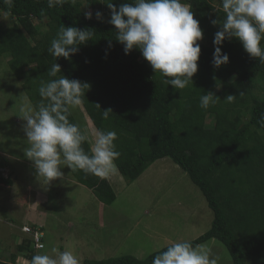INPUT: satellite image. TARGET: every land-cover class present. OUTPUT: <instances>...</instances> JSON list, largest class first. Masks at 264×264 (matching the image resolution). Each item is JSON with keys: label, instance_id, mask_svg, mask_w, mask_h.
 Wrapping results in <instances>:
<instances>
[{"label": "trees", "instance_id": "obj_1", "mask_svg": "<svg viewBox=\"0 0 264 264\" xmlns=\"http://www.w3.org/2000/svg\"><path fill=\"white\" fill-rule=\"evenodd\" d=\"M83 1L86 5L60 0L49 8L47 0H11L10 4L0 0V11L11 19L9 26L0 25V57L7 56L15 76L24 81L34 108L41 100V81L49 79L48 69L58 63L62 69L58 75L89 85L81 106L96 129L117 132L115 144L121 153L117 169L128 184L158 160L171 159L200 188L214 213L212 227L191 241L193 246L219 240L234 264H264V128L258 123L264 113V61L249 56L233 38L222 46L229 63L214 68L213 38L220 25L211 21L223 19L219 0H183L192 5L204 39L193 84L175 89L163 84L164 78L138 49L126 55L115 39L117 30L109 23L107 3L119 8L131 0ZM89 11L91 20L85 16ZM97 11L103 13L102 20L95 18ZM62 26L88 28L95 35L70 58H54L48 48ZM209 92L220 100L201 109L200 97ZM229 95L236 97L234 102L224 101ZM74 109L69 120L83 129ZM108 109L112 113L105 120L102 111ZM82 146L89 152V142ZM71 172L102 204L110 206L117 200L108 178L83 170ZM0 184L13 182L0 173ZM33 247L28 239L18 251L31 260ZM167 247L142 260L121 256L88 259L85 264H152ZM16 258L0 264H16Z\"/></svg>", "mask_w": 264, "mask_h": 264}, {"label": "clouds", "instance_id": "obj_2", "mask_svg": "<svg viewBox=\"0 0 264 264\" xmlns=\"http://www.w3.org/2000/svg\"><path fill=\"white\" fill-rule=\"evenodd\" d=\"M47 2L52 8L60 0ZM5 3L10 4L11 0H5ZM217 4L224 15L222 21H211L213 26L220 25L213 38L212 66L219 69L229 63V56L222 51V46L226 39L233 38L242 44L249 56L264 61V0H219ZM107 6L111 10L109 23L117 30L115 39L123 46L126 55L138 49L167 86L185 89L193 84L204 31L190 3L183 0H131L119 8L112 2ZM85 16L89 20L93 18L91 11ZM95 18L102 20L103 13L97 11ZM94 35L95 32L88 28L62 26L52 39L48 52L54 58H70L80 51L81 45L93 40ZM61 72V66L53 63L47 72L49 79L42 80L38 88L41 100L37 108L21 109L28 145L24 156L32 162L39 181L42 179L47 185L63 177L61 164L67 165L71 171L83 170L100 178L110 177L117 172L116 161L121 155L115 144L117 132L97 129L90 139L87 130L70 122L71 109L83 103L84 90L89 85L58 75ZM235 99L229 95L224 101L232 103ZM218 100L213 93H205L200 97L199 107L207 110ZM110 113L111 109L102 111L103 119H109ZM258 123L264 128V113ZM86 141L90 144L89 152L82 146ZM52 252L57 254L55 258L35 254L30 264H80L72 251L53 248ZM152 264H218V257L212 255L206 245L193 246L190 241L183 240L173 242L155 255Z\"/></svg>", "mask_w": 264, "mask_h": 264}, {"label": "rangeland", "instance_id": "obj_3", "mask_svg": "<svg viewBox=\"0 0 264 264\" xmlns=\"http://www.w3.org/2000/svg\"><path fill=\"white\" fill-rule=\"evenodd\" d=\"M80 1L86 5L83 0L74 4ZM10 24V17L0 11V25ZM10 67L8 57H0V152L4 153L0 164L14 173L12 186L0 184V217L20 222L25 205L33 201L35 193H40L34 198L33 208L37 212L32 213V219L34 216L42 219L41 224L34 226L44 232L45 248L35 254L55 258L53 248L69 250L80 264L88 259L121 256L142 260L173 242H191L212 227L214 213L202 191L168 158L155 162L132 184L118 170L107 177L117 194V200L110 206L99 202L92 191L77 183L65 164H61L63 177L51 185L39 181L32 162L24 156L28 145L21 111L35 108L23 89L24 81ZM74 111L91 139L96 127L81 105ZM29 184L34 187L32 193L27 192ZM1 225L4 224L0 223V231ZM1 242L0 257L6 259L12 252L25 257L14 243ZM205 245L218 257V264H234L227 247L219 240Z\"/></svg>", "mask_w": 264, "mask_h": 264}, {"label": "crops", "instance_id": "obj_4", "mask_svg": "<svg viewBox=\"0 0 264 264\" xmlns=\"http://www.w3.org/2000/svg\"><path fill=\"white\" fill-rule=\"evenodd\" d=\"M3 155H4V153L0 152V156H3ZM5 155L6 156H10V155H7V154H5ZM10 157H12V156H10ZM1 169H2V172H3V175H4L5 178H7L8 176H6V175L9 174V177L12 179L14 173L12 171H10L11 172L10 173L9 172V168H5V167L1 166ZM33 190H34V187L32 186V184H29L28 187H27V192L28 193H32ZM39 196H40V193H35L34 198H37ZM34 198H33V201H31V202H29L28 204L25 205V210L22 212L23 218H22V220H20V222L13 223V222L8 220L9 219L8 217L7 218H1L0 217V223L4 224V225H1L3 229L0 231V245L2 244L1 241H6L7 243H14L17 246V249H18V247L23 243V241L30 239V236L27 235L26 233H24L21 230V228L23 226H27V225L28 226L30 225L32 227H36L38 223L42 222V219H40V218L37 219L35 216L32 219V217H33L32 213L33 212H37V210H35L33 208ZM30 211H31V213H30ZM34 225H36V226H34ZM16 234H18V235H17V238L15 239ZM214 240L215 239H212V240L204 243L203 245L209 244V242H213ZM14 255L15 256L17 255V258L15 260L16 264H18V262H20V261L25 263V264H30L31 260H29V259H27V258H25V257H23L21 255L19 256V254H16L14 252H12V254H10V256H6L8 259L7 258L4 259V258L0 257V260L5 261V262H11L12 261V257Z\"/></svg>", "mask_w": 264, "mask_h": 264}, {"label": "built area", "instance_id": "obj_5", "mask_svg": "<svg viewBox=\"0 0 264 264\" xmlns=\"http://www.w3.org/2000/svg\"><path fill=\"white\" fill-rule=\"evenodd\" d=\"M22 231L30 236L36 250H42L44 245V232L40 228H34L30 226H24ZM38 245H43V248H39Z\"/></svg>", "mask_w": 264, "mask_h": 264}]
</instances>
